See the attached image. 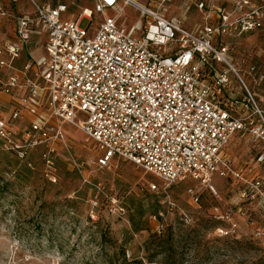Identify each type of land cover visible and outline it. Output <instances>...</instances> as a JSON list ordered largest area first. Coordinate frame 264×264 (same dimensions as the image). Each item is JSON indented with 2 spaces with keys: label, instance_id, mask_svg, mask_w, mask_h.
Returning <instances> with one entry per match:
<instances>
[{
  "label": "built area",
  "instance_id": "obj_1",
  "mask_svg": "<svg viewBox=\"0 0 264 264\" xmlns=\"http://www.w3.org/2000/svg\"><path fill=\"white\" fill-rule=\"evenodd\" d=\"M30 1L34 12L19 16L0 5V16L16 22L14 39L0 44V87L13 96L10 119L0 118L6 146L11 122L29 119V146L65 142L64 126L73 125L97 143L102 166L131 160L169 186L191 179L216 195L213 175L230 178L237 203L264 216V65L243 68L236 57L243 36L262 38L264 46V0H231L229 7L191 0L204 14L197 31L142 4L143 27L128 29L118 22L119 0H96L104 19L95 33L82 25L93 21V10L65 18V2ZM40 37L45 54L20 66L24 49ZM236 136L252 154L243 164L227 150ZM188 192L199 200L195 187ZM251 214L241 205L221 212L216 217L229 227L220 233L239 237L236 215L244 216L264 246V225Z\"/></svg>",
  "mask_w": 264,
  "mask_h": 264
},
{
  "label": "rangeland",
  "instance_id": "obj_2",
  "mask_svg": "<svg viewBox=\"0 0 264 264\" xmlns=\"http://www.w3.org/2000/svg\"><path fill=\"white\" fill-rule=\"evenodd\" d=\"M219 1L217 5L227 7L228 1ZM37 2H65V18L93 10V21H82L93 33L104 19L95 11L96 0ZM119 3L118 22L128 29L144 25L137 4L159 7L166 19L176 17L191 31L204 22L203 12L191 0ZM0 5L17 16L34 12L30 0H1ZM113 14L108 10L106 15ZM15 27L12 17L0 16V43L14 39ZM261 41L254 35L238 39L240 67L264 65ZM45 43V37L35 38L18 64L31 56L41 59ZM233 86L241 85L234 81ZM12 103L13 96L0 87V118L7 122ZM28 120L11 122L7 146L0 139V264H264V246L253 237L246 217L236 215L239 237L218 229L229 223L216 216L240 205L251 210L253 223L264 225L258 210L237 203L234 180L213 175L220 193L216 195L191 179L169 186L131 160L116 158L102 166L97 143L87 141L73 125L64 126L65 142L29 146L24 137ZM249 148L245 137L236 136L227 150L243 164L252 157ZM191 186L200 192L198 201L188 194Z\"/></svg>",
  "mask_w": 264,
  "mask_h": 264
},
{
  "label": "crops",
  "instance_id": "obj_3",
  "mask_svg": "<svg viewBox=\"0 0 264 264\" xmlns=\"http://www.w3.org/2000/svg\"><path fill=\"white\" fill-rule=\"evenodd\" d=\"M226 1H228L227 7H229V4H230L231 0H223L222 3L225 5L226 4ZM0 44H3V43H0Z\"/></svg>",
  "mask_w": 264,
  "mask_h": 264
},
{
  "label": "bare ground",
  "instance_id": "obj_4",
  "mask_svg": "<svg viewBox=\"0 0 264 264\" xmlns=\"http://www.w3.org/2000/svg\"><path fill=\"white\" fill-rule=\"evenodd\" d=\"M87 12H88V10H87ZM88 13H89V12H88ZM120 14H122V12H119V13H118V17H120ZM176 19H178V18H176Z\"/></svg>",
  "mask_w": 264,
  "mask_h": 264
},
{
  "label": "snow or ice",
  "instance_id": "obj_5",
  "mask_svg": "<svg viewBox=\"0 0 264 264\" xmlns=\"http://www.w3.org/2000/svg\"><path fill=\"white\" fill-rule=\"evenodd\" d=\"M109 2H110V0H109Z\"/></svg>",
  "mask_w": 264,
  "mask_h": 264
}]
</instances>
